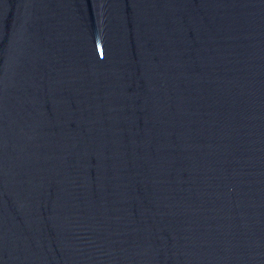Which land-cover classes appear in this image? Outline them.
Listing matches in <instances>:
<instances>
[{"label": "water", "instance_id": "water-1", "mask_svg": "<svg viewBox=\"0 0 264 264\" xmlns=\"http://www.w3.org/2000/svg\"><path fill=\"white\" fill-rule=\"evenodd\" d=\"M0 264H264V0H0Z\"/></svg>", "mask_w": 264, "mask_h": 264}]
</instances>
